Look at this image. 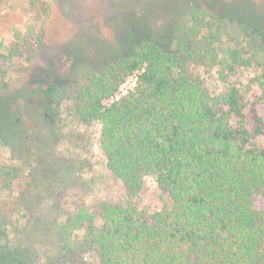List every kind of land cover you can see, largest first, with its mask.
<instances>
[{
	"label": "trees",
	"instance_id": "16d2710c",
	"mask_svg": "<svg viewBox=\"0 0 264 264\" xmlns=\"http://www.w3.org/2000/svg\"><path fill=\"white\" fill-rule=\"evenodd\" d=\"M183 23L172 32L173 48L139 40L128 56L71 85L74 117L99 124L105 167L127 197L151 178L170 209L143 214L103 202L97 227L81 207L56 226L62 244L42 264H264V211L254 208L264 198V121L229 83L237 68L252 65L262 83L264 50L236 44L216 12L192 7ZM42 44V29L25 32L0 59L29 63ZM192 66L218 67L223 94L211 96ZM19 173L1 166L2 186ZM23 252H1L0 264H26Z\"/></svg>",
	"mask_w": 264,
	"mask_h": 264
},
{
	"label": "rangeland",
	"instance_id": "374dc122",
	"mask_svg": "<svg viewBox=\"0 0 264 264\" xmlns=\"http://www.w3.org/2000/svg\"><path fill=\"white\" fill-rule=\"evenodd\" d=\"M192 7L225 16L236 44L264 50V0H0V55L25 32L43 31L31 62L0 59V167L21 170L9 186L0 182L1 256L20 247L26 264H42L45 253L62 244L56 226L81 207L95 214L97 227L103 202L133 204L143 214L170 209L169 197L151 178L127 197L105 167L99 124L83 125L74 117L71 85L78 74L99 73L128 56L139 40L155 38L173 48L172 32ZM217 68H189L215 97L226 88ZM231 74L229 83L264 121L260 69L252 65ZM133 83L128 78L122 94ZM254 208L264 211L263 197Z\"/></svg>",
	"mask_w": 264,
	"mask_h": 264
}]
</instances>
